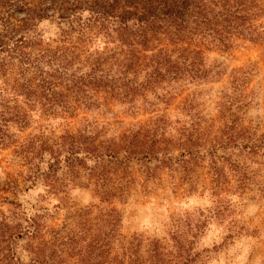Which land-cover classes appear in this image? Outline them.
I'll use <instances>...</instances> for the list:
<instances>
[{
    "label": "rangeland",
    "instance_id": "obj_1",
    "mask_svg": "<svg viewBox=\"0 0 264 264\" xmlns=\"http://www.w3.org/2000/svg\"><path fill=\"white\" fill-rule=\"evenodd\" d=\"M15 1L10 8L0 6V18L24 15L22 2ZM259 3L264 8V0ZM52 19H40L20 34L40 31L44 40L56 37L60 30ZM261 22L264 28V10ZM204 54L210 78L190 84L169 104L153 99L154 105L139 106L136 115L116 105L114 113L46 117L18 97L24 121L5 122L0 133V211L23 225L27 216H35L39 239L54 244L46 254L54 259L61 255L70 264H85L87 253L95 254L105 213L104 229L115 230L107 240L114 241L116 232L124 237L120 244L112 243L113 252L120 255L121 247L129 246V260L264 264V39ZM184 97L187 101L179 103ZM154 110L170 122L158 130L163 143L157 158L124 159L120 153L101 161L77 150L72 161H64L61 153L57 171L44 177L46 162L52 160L40 142L76 135L84 127L88 135L94 119L99 130L101 123L121 120V128L102 127L99 140H107L126 128L137 130ZM188 133L194 138L193 153L180 155L177 139ZM60 238L69 256L55 246ZM34 241L28 235L15 240L22 262H28Z\"/></svg>",
    "mask_w": 264,
    "mask_h": 264
},
{
    "label": "trees",
    "instance_id": "obj_2",
    "mask_svg": "<svg viewBox=\"0 0 264 264\" xmlns=\"http://www.w3.org/2000/svg\"><path fill=\"white\" fill-rule=\"evenodd\" d=\"M17 1L22 2L24 15L0 18V133L5 122L24 121L22 105L16 104L18 97L36 107L40 115L61 118L93 111L114 113L116 105H123L128 115H136L139 106L154 105L153 99L169 104L190 84L211 77L204 65L206 50L228 51L238 41L264 39L260 0ZM12 5H16L15 0L0 1L1 7ZM49 17L60 30L56 37L44 40L40 31L20 34ZM5 114L10 115L8 119ZM149 114L137 130L126 128L107 140H99L102 127L116 124L121 128V120L101 123L99 130L94 119L88 135L84 127L76 135L67 133L51 143L40 142L52 160L46 162L44 177L49 179L57 171L61 153L64 161H72L77 159V150L85 158L101 161L116 159L120 153L124 159L157 158L158 144L163 143L158 130L170 122L156 110ZM193 139L191 133L177 139L183 149L180 155L193 153ZM105 215L93 247L96 252L93 256L87 253L85 264H126L125 259L127 264H144L140 256L129 260V246H122L120 255L113 252L112 243L120 244L124 237L116 232L114 241L107 240L115 230L106 232ZM24 221V225L18 223L15 216L0 211V264H70L61 255L54 259L46 254L48 249L51 254L54 244L39 239L35 216ZM25 235L35 240L26 263L14 249L15 240ZM59 240L55 245L60 246L59 253L68 255L61 247L66 242Z\"/></svg>",
    "mask_w": 264,
    "mask_h": 264
}]
</instances>
